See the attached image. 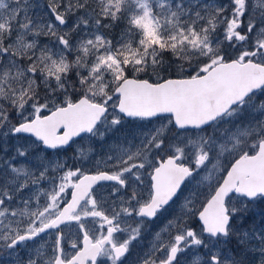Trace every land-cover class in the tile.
<instances>
[{"label":"snow or ice","instance_id":"1","mask_svg":"<svg viewBox=\"0 0 264 264\" xmlns=\"http://www.w3.org/2000/svg\"><path fill=\"white\" fill-rule=\"evenodd\" d=\"M37 7L0 0V260L125 264L167 217L129 264H264V0Z\"/></svg>","mask_w":264,"mask_h":264},{"label":"rangeland","instance_id":"2","mask_svg":"<svg viewBox=\"0 0 264 264\" xmlns=\"http://www.w3.org/2000/svg\"><path fill=\"white\" fill-rule=\"evenodd\" d=\"M33 3H38L39 4V7H37L35 9V13L36 14H39L40 16L44 17V16H47L48 18H51V14L50 12L48 11V8H47V0H32ZM105 23H108V21H104ZM125 28V24L124 22H118L117 24H115L111 29L107 30L106 31V34L109 36V38H111L114 42L119 38L121 32L124 30ZM78 37L77 36H73V40L77 39ZM48 37H41L40 38V42L43 44V43H47L48 42ZM154 79V78H153ZM137 123H140V122H137ZM145 123V130H147V128H150L152 127L153 125L155 124H159L160 121H157V120H153L152 121V124H147L146 122ZM173 131H175V129H173ZM112 137H109L108 140L105 142V147L107 144L111 143L112 142ZM24 143H29L30 141L29 140H24L23 141ZM86 142H87V137H84L82 135L81 138H77L76 140V143L77 144H83V145H86ZM138 143V141H137ZM76 145H73L72 147H70L66 152H62L60 153V155L62 157H65V158H69V165H71L72 161H71V157L73 155V148H75ZM92 147L93 149L95 150V155L92 157L93 160L95 159H98L100 158L101 156L104 155V152L101 151V148H102V145L100 142H97V141H93L92 143ZM231 159V158H229ZM227 164V166H230V163L228 162H225ZM88 167H91V165H89ZM112 183L113 182H104L102 184V186L100 187H97V195L100 196V195H103L105 197H108L111 195V191H112ZM148 186V180H147V175L144 176V186L141 188V189H145L147 188ZM44 187H47V185H44ZM205 192L208 191L207 188L204 189ZM113 199H115V197H112ZM41 203H43V199H41ZM264 213V202H260V203H257L253 206V213L252 215L254 216L255 220H259L260 219V215ZM167 219V217H161L159 219H157L155 221V228L152 229L151 228V231L149 232H146L148 233V235L151 234V237H150V240L151 238L153 237V234L164 224L165 220ZM251 220L247 221L244 225V227H248L250 224H251ZM193 223H194V226H199V222L193 218ZM64 231L65 232H68V231H71V232H75L76 231V226L75 224L73 223L72 225H70L69 227H66L64 228ZM48 236V235H47ZM49 238V236H48ZM47 240H43V242L41 243H35L36 245H40V244H44ZM147 245V244H146ZM146 245H144V243L142 244V247H141V252H145L147 247ZM34 245H28L29 248H32ZM229 248L233 249V251L236 250V243L235 241H231L228 245ZM20 255L21 256H25L26 255V252L25 250L23 249H20ZM131 255L133 256V252L131 253ZM130 255V257H131ZM181 259H183V257H181ZM0 264H11L10 261H8L7 259H4V260H0ZM98 264H110V262H106L104 260V258H100ZM125 264H129V259L127 258V261H125Z\"/></svg>","mask_w":264,"mask_h":264},{"label":"flooded vegetation","instance_id":"3","mask_svg":"<svg viewBox=\"0 0 264 264\" xmlns=\"http://www.w3.org/2000/svg\"><path fill=\"white\" fill-rule=\"evenodd\" d=\"M66 157V156H65ZM70 164V163H69ZM147 180H148V183H149V178L147 177ZM141 191L144 193V195H147V191H148V187L147 188H145V189H141ZM70 192H71V189H69V195H68V198H70ZM133 226H134V224H133ZM155 223H153L152 225H151V228L152 229H154L155 227ZM150 237H151V234L150 235H148V233H144L143 235H142V238L139 240V241H136V242H134L133 243V245H132V249H131V253L133 252V256H135V255H137V254H142L143 252H141L142 250H141V247H142V244L144 243V245H146V247H147V249H148V247H149V242L152 240V238H151V240H150ZM43 240H47V242H51L50 241V239L48 238V236L47 235H44V234H42L41 235V237L35 242V243H41V242H43ZM28 243V245H32L33 243L32 242H27ZM146 249V250H147ZM131 255V254H130ZM130 255L128 256V259H129V262L132 260V258H133V256L131 255V257H130ZM99 260H100V258H98V262H99ZM127 261V260H126Z\"/></svg>","mask_w":264,"mask_h":264},{"label":"trees","instance_id":"4","mask_svg":"<svg viewBox=\"0 0 264 264\" xmlns=\"http://www.w3.org/2000/svg\"><path fill=\"white\" fill-rule=\"evenodd\" d=\"M166 59H168V57H166ZM140 78H148V77L141 75Z\"/></svg>","mask_w":264,"mask_h":264}]
</instances>
